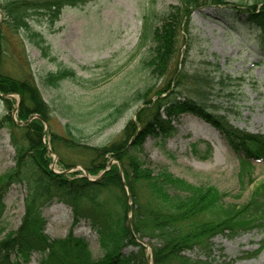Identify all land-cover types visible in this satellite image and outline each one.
<instances>
[{"label":"trees","instance_id":"16d2710c","mask_svg":"<svg viewBox=\"0 0 264 264\" xmlns=\"http://www.w3.org/2000/svg\"><path fill=\"white\" fill-rule=\"evenodd\" d=\"M76 1L8 0L0 4V95L6 97L16 93L22 101L16 122L12 116L14 100L4 98L6 113L0 119V127L10 130L17 150L16 167L0 177V264H27L33 253L42 254V264H215L212 254L216 237H234L256 229L264 231V184L255 186L248 202L227 204L211 187L193 185L165 169L156 171L142 152L149 136L166 139L170 135V117L195 113L216 125L237 152L240 159L238 178L242 185L237 197L241 199L256 183L254 163L264 162V136L235 127L219 109L210 113L207 99H189L177 92L184 89L182 83L187 77L178 63L180 37L189 35L192 12L210 5L220 7L228 4V0H181L180 6L170 7L160 15L153 4L146 10L138 48L147 49L144 69L156 80L164 79L162 87L167 86L160 91L157 86L148 85L136 93L135 100L142 101L145 107L125 128L119 142L97 147L82 143V138L70 129L67 136L49 132L50 149L59 157V164L64 169L82 165L91 176L97 177L112 159L118 161L119 165L114 164L102 179L94 182L86 177L57 175L50 170L49 150L43 143V122L50 123L51 109L39 92L37 79L51 89L73 83L88 90L97 82L86 80L74 69L62 66L55 72L35 73L24 50V43L29 41L44 58H50V45L43 34L35 30L33 23L38 20L55 24L63 9L76 5ZM240 6L245 9L226 12L223 19L238 32L252 33L255 43L264 49V0ZM9 35L18 38L17 59L23 66L27 64L22 77L2 70L10 56H14L9 50ZM207 76L192 78L194 80L191 84L188 82L185 89L202 82L212 83L213 90L215 85L225 87V78ZM174 82L176 88L170 92ZM197 94L203 96V92ZM127 106V102L119 106L111 104V111H114L108 117V125L118 121ZM36 114L42 117L34 118ZM77 152L86 162L66 161V154ZM18 183L27 188L25 215L17 230L8 231L4 197L8 189ZM55 199L72 209L74 222H90L104 252L102 259H93L89 241L73 232L57 239L44 235L46 221L41 209ZM144 240L150 243V255L142 243ZM194 250L199 251V257L187 255Z\"/></svg>","mask_w":264,"mask_h":264},{"label":"rangeland","instance_id":"374dc122","mask_svg":"<svg viewBox=\"0 0 264 264\" xmlns=\"http://www.w3.org/2000/svg\"><path fill=\"white\" fill-rule=\"evenodd\" d=\"M6 1L0 0V4ZM227 2L220 7L210 5L192 12L189 35L183 39L180 37L181 56L178 63L187 77L182 83L184 89L177 92L189 99H207L210 113L219 109L225 112L235 127L264 136V49L255 43L252 33L246 30L238 32L228 20L223 19L226 12L245 9L240 5L251 4L254 0ZM75 4L65 7L55 24L38 20L33 23L35 30L41 32L50 45V58H44L29 41L24 43V50L27 62L35 73L55 72L62 66L74 69L86 80L97 82L88 90L73 83L51 89L37 79L39 92L51 109L50 123L43 122V143L49 150L50 170L57 175L86 177L94 182L102 179L114 164L119 165L118 161L112 159L107 169L97 177L91 176L82 165L64 169L59 164V157L50 149L48 134L54 132L67 136L70 129L82 138V143L97 147L114 145L123 138L125 128L136 120L137 112L145 107L142 101L135 100L136 93L148 85L157 86L160 91L167 86L162 87L164 79L156 80L143 66L147 49L140 50L138 45L142 37L144 14L151 4L160 15L170 7L180 6L181 0H77ZM1 21L0 10V29ZM9 39V50L14 56H10L2 70L22 77L27 64L23 66L17 59L18 38L9 35ZM207 75L225 78V87L215 85L213 90L212 83L202 82L192 84L194 89L191 86L185 89L187 83L191 84L194 80L192 78ZM175 88L174 82L170 92ZM221 88L225 89L221 91ZM198 92H203V96L198 97ZM4 98L14 100L12 116L17 122L21 97L16 93L6 97L0 95V119L6 113ZM126 102L128 106L120 119L108 125V117L114 111H111V104L119 106ZM39 117L42 116H34ZM170 119L172 128L166 139L149 136L143 144L142 156L153 169H165L193 185L211 187L216 190L217 196L224 197L227 204L248 202L255 186L264 184V162L257 161L254 163L256 183L241 199L238 198L242 187L238 178L240 159L227 137L216 125L195 113H179ZM209 149L211 153H208ZM78 154H66V161L86 162ZM16 155L10 130L0 127V177L16 167ZM121 176L125 191L129 194L122 173ZM26 195L27 188L23 183L13 184L8 189L4 197L8 231H15L21 225ZM142 197L146 198L143 194ZM129 203L133 206L132 202ZM41 211L46 221L44 235L48 238L57 239L73 232L75 236L89 241L93 259L98 261L104 257L97 232L89 221L74 222L72 209L68 205L55 199ZM263 239L264 231L260 229L234 237H216L212 254L215 264H264ZM142 243L150 255V243L147 240ZM187 255L197 258L200 253L194 250ZM43 258L41 253H33L27 264H42Z\"/></svg>","mask_w":264,"mask_h":264},{"label":"water","instance_id":"95a60500","mask_svg":"<svg viewBox=\"0 0 264 264\" xmlns=\"http://www.w3.org/2000/svg\"><path fill=\"white\" fill-rule=\"evenodd\" d=\"M129 223H131V220H129Z\"/></svg>","mask_w":264,"mask_h":264}]
</instances>
